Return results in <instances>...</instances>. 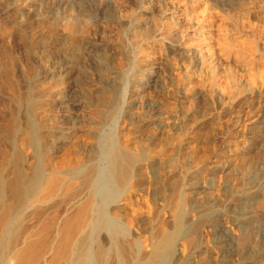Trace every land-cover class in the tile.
<instances>
[{
    "label": "rangeland",
    "instance_id": "1",
    "mask_svg": "<svg viewBox=\"0 0 264 264\" xmlns=\"http://www.w3.org/2000/svg\"><path fill=\"white\" fill-rule=\"evenodd\" d=\"M40 1H41V4H40ZM61 1L62 3H60ZM66 1L65 0H53L52 2V0H0V117H1L0 118V123H1L0 124V131H1L0 132V146H1L0 147L1 148L0 149V160L2 159L1 163H3V157L5 155L6 150L8 149L6 145L3 143H6L7 139H10V138L12 140L14 139L15 142L17 141L16 144L20 146L18 147L21 150L23 149L26 150V151L24 150L23 151L27 156L33 155V151L31 149L32 147L29 145V143H27L29 142V138H27L29 135L27 132H25L27 126L24 122L21 123L20 132L16 133L17 137L19 134L18 138H16V136L13 135L15 134L13 132L11 133L6 132L5 127H4L5 125L4 121H6L5 119L8 117L9 109H10V112L13 109L14 102L18 100L19 101L24 100L25 102L26 99H27L26 102L28 101L27 103L28 105H32V107H34L33 105H36L34 107L35 111L39 109L37 113L40 114L41 120L40 122H38V125H39L38 133H39L40 139L42 140L44 139L43 142L41 141V149H54L55 155L53 158V162H57L59 159H61L58 161V163H60V162H64L69 159H72V163H77V162L83 163L84 161L86 162L90 158H92L94 149H97L95 145L96 146L98 145V140H99V138H97V136L93 134L92 131L96 127V123L101 121L102 116L109 113L110 111V106L105 103V99L109 95L108 92L111 89V86L113 85L111 84L112 80L114 79L113 74L117 70H120V69L123 70L124 66L126 67V64H127L126 58L128 56L129 48H132V46L134 45V42H136V44L137 43L138 44L135 45V47L131 49L132 51L130 50L129 52H134V54L136 52L135 56H137L138 61L141 62L142 65L144 63L143 66H145L146 68L149 67L147 69H149L150 71H154L153 73L155 74L150 78L149 85L144 88H141V87L138 88L132 81H130L131 79L127 81L125 89L129 93H126V98H127L126 101L127 103L134 102L136 106L132 107L130 111H126L125 113H122L123 115L122 117L121 115L120 117H118L119 120L116 122L117 126L116 124H114L115 126L113 125L111 130L106 129L103 132L104 135L110 134V133L111 134L114 133V135L116 134L115 142L117 141L116 144L119 143L117 145L119 146V148L122 147L123 145V147L125 146L124 149H126V151L129 149L128 153H131V154H136L137 150L141 148L142 153L144 152L142 154L143 157L146 156L144 158L145 162L143 164V168L140 170L146 176L143 173L142 175L140 171L136 170L135 175H137L136 176L137 179L135 180L138 181L137 188L139 190L136 188L135 189L136 191L134 190L133 194H131L132 196L130 197L131 199L129 200V204L131 205L128 204L129 206H127V216L123 217V219L127 218V220L135 221L133 223L134 224L137 223L136 225L141 226V227L137 226L140 229L148 227L147 228V231L149 229L148 232L145 229H142L141 231H144V230L145 231L144 232L140 231V233L138 232V234H134V235L141 234L142 236H137V237L140 239L142 238L145 241L146 240L149 241L151 239V236H149V234H151L150 232L151 230L156 229L160 231L161 229L162 231H164L166 229L165 232L167 233L172 231L175 216H176V215L174 216V214L172 213H175L174 212L175 209L177 212L179 208L180 210L182 209L181 211L183 212V216L185 215L184 216L185 218H183V221L185 219L184 221L185 226H184V231L182 235L178 238V241H177L178 247H177L176 255L174 257L175 258L174 260H176L174 264H264V234L260 233L261 230H263L264 228V214H262V212L264 211V204H263L264 200H263V203L260 201L261 200L260 191L261 189L264 188V0H252V1L251 0H222V1L221 0H101V2H99L100 0H78V1L77 0H66ZM225 1L227 2L225 3ZM231 1L233 3H231ZM242 2L244 3V5ZM55 3H58L59 5ZM107 3L110 4V6ZM69 5L75 8L69 7ZM15 7H16V10H15ZM58 7H61V8H58ZM30 8L32 11L30 10ZM36 8L38 10H36ZM27 11L28 13H26ZM29 12L30 13L32 12V13L30 14ZM92 12H93V15H92ZM96 12L97 14H95ZM39 14L41 16H39ZM163 14H164V17L162 16ZM62 15L64 17H62ZM34 17L36 19H34ZM84 17H87V19ZM98 17L99 18L102 17V18L99 19ZM32 20H34V22ZM93 20H95V22ZM119 20H120V24H119ZM238 20L243 22L244 26L240 25L239 27V24H242V23L239 22ZM205 21L206 22L208 21L207 24ZM226 21L230 23L232 22V24L228 25V22ZM40 22H43V23H40ZM46 22H50L52 25ZM190 22L193 23L191 24L192 26L189 24ZM195 22L199 24L200 27H202V29H200L201 36H198V37L194 36V30L197 29ZM38 24L39 26H37ZM92 24L93 26H91ZM202 25L203 26L205 25V28L206 27L207 28L205 29ZM234 25L238 29H236ZM68 26L73 28L74 30V34H70L69 38H67L66 36V33H67L66 27ZM77 26H80V27H77ZM89 26L91 28H89ZM62 27H63V30H62ZM86 27L88 28V30ZM233 27L236 29V31L237 30L238 31L236 32ZM35 29H37V31ZM76 29L78 31L80 30V32L77 31L78 34L76 33ZM85 29L87 32L89 31V33H87L86 31L82 33ZM230 29L231 31L228 32ZM123 30L125 32H123ZM167 30L172 34V38L168 39L165 36V33L168 32ZM197 31H199V28ZM201 32L204 34L202 35ZM83 35L84 36L86 35V36L84 37ZM133 35H135V37H133ZM117 36H119V38ZM34 37H35V40H34ZM178 37L179 38L182 37V38L178 39ZM124 39L126 40L125 42H124ZM54 40L56 41V43ZM85 41L87 43H85ZM16 42L18 43L16 44ZM109 42H111V44ZM141 42L143 45L141 44ZM117 43L120 45H118ZM124 43L128 46H124ZM18 44L20 46H18ZM65 44L67 45L65 46ZM80 44L82 47H80ZM140 44H141V47L139 46ZM54 45H55V48H53ZM29 46L31 49L29 48ZM34 46H36L35 48L37 50L34 48ZM173 46H178V49L177 50L175 49L176 52L175 50H173ZM227 46H229L230 48ZM253 46H257V47H253ZM71 47H77L79 50L75 53L71 52L69 49ZM137 47L139 48L140 52L139 50H137ZM226 48L227 49L229 48L228 49L229 51ZM232 48L235 53L232 51ZM32 49H35V50H32ZM222 49L224 53H221ZM251 49H252V52L250 51ZM230 51H232L230 55H233V56H230V57L225 56V55H229L228 53ZM137 52L141 54H138ZM233 53L236 55H234ZM120 54L121 55L123 54L124 56H121ZM237 54L238 55L242 54L240 58L241 59L244 58L247 60H243L242 62L241 59H237ZM63 55H65L64 58L67 60L63 58ZM119 55H120V58H119L120 60L118 59ZM210 56H212L211 59H210ZM235 56H236L237 61L239 60L238 62L234 61L236 60ZM73 57H75V59ZM85 57H86V60H85ZM121 57L124 58L123 61ZM202 57L203 59H201ZM226 57L229 60H226L225 59ZM249 57L251 58V60ZM102 59L105 61H102ZM140 60H143V61H140ZM94 61H96V63ZM113 61H116V63ZM117 61L122 64L120 65ZM191 61L193 63H191ZM220 61H221V64H220ZM73 62L77 66L73 64ZM228 62L229 63L231 62V63L228 64ZM39 63L41 64V66ZM82 63H85L84 66H81L83 65ZM237 63L238 65H236ZM94 64L96 66L93 67ZM210 64H212L211 66L216 65V67L215 66L211 67ZM109 65H112V66H109ZM252 65L253 66L255 65V66L252 67ZM119 66H121V68ZM245 66L247 68H245ZM96 68H99V70L95 71ZM113 69L115 70L113 71ZM105 73L109 77H107ZM35 74H37V76ZM78 75L79 76L83 75V76L79 77ZM243 75L244 77H242ZM229 76H230V79H229ZM248 77L249 79H246ZM98 78H101V79H98ZM240 78L241 79L244 78V80L241 81ZM105 80L108 83H106ZM118 82L122 83V81L120 80H118ZM198 82L199 83L202 82V83L199 85ZM58 83L60 84L57 85ZM119 83L118 85L115 84V88L113 90L120 87ZM227 83L229 84V87ZM238 83L239 85H237ZM244 83H245V86H244ZM249 83H251L250 85L252 87H250ZM103 84L105 86H102ZM14 85L20 88L19 89L20 93L16 94V92L13 91L14 89L15 90L18 89V87L16 86H15L16 88H14ZM226 85L227 87L225 88ZM232 85L235 87H233ZM6 86L9 87L10 89L9 92L11 94L13 91L14 95L9 94L8 87ZM55 86H57V88ZM196 86H200L199 89H197V91H196V88L198 87ZM221 86L224 87L225 89L221 88ZM237 86H240V87H237ZM242 86H244V88ZM58 87H59V91H58ZM248 87L250 88V90L251 88H253V90L255 91V94L253 93V90L247 91ZM34 89L35 91H33ZM52 89H54L55 92L52 91ZM207 89L209 91L215 92L213 97L210 98V95ZM226 89L228 92L226 91ZM87 90L89 91V94H87L88 93ZM103 90H106V91H103ZM233 90H234V93H233ZM19 91L17 90V92ZM26 91L27 93H25ZM79 91L81 92V94L83 93L82 98H81L82 95L80 94ZM39 92H43V93H40V94H43V96L39 94V96L41 97H39V99H36V97L38 98L37 94ZM195 93L196 94L198 93V94L196 95ZM26 94L28 96H26ZM104 94L106 95L105 97H104ZM199 94H200V97H199ZM21 95L23 96L21 97ZM74 95L76 97L78 96L77 98L75 97L77 100L73 97ZM11 96H13L15 100L14 98L12 99ZM50 96L52 97V99ZM142 96H145V97H142ZM28 97L30 98V100L33 99L32 103L31 101H29ZM136 97L137 98L139 97V99L141 97L142 98L141 100H138V99H135ZM58 98L60 99L58 100ZM61 100H63V102ZM22 101L21 103H23ZM33 101L35 102L33 103ZM148 101L150 102V104ZM157 101H160L161 103ZM219 102L222 104H220ZM25 103L22 105L25 106ZM158 103L160 104V106L158 105ZM247 103L249 104L248 106H247ZM77 104L79 105V107H75V105ZM151 104H152V107H151ZM6 105L8 106L7 108H5ZM47 106H48V109H47ZM95 106H98V109ZM137 106H139L141 110L137 109L138 108ZM205 106L207 107V109ZM3 109L4 110L8 109V110L7 112H5L6 110L4 111ZM137 110L139 112H137ZM166 110H167V118H165L166 113H164L166 112ZM174 110L176 111L174 112ZM187 111H190V112L188 113ZM252 111H254V113ZM176 112L179 117L177 116ZM43 114L44 115L46 114V115L44 116ZM138 116L139 117L142 116V117L138 118ZM184 116L187 119H185ZM170 117L171 118L173 117V118L171 119ZM98 118H99V121H98ZM161 118L163 119L161 120ZM193 118L195 119V121ZM146 119H149V120H146ZM55 120H56V123L54 122ZM140 121L142 122L144 121V122L140 123ZM251 121L252 123H250ZM47 122H48L47 125L44 124ZM78 123L80 125H78ZM81 124L83 126H81ZM154 126H155V129H154ZM165 126H167V128ZM256 126L257 128H255ZM79 127H80V130L83 129V131L87 132V134L77 129ZM150 128L152 132H150L151 131ZM156 129L157 130L159 129V130L157 131ZM162 129L164 131L166 130L167 132L168 131L169 132L166 133L165 131L166 133L165 134L164 131H162ZM119 130L123 131L124 133ZM128 130H130L132 133H130V131ZM133 130L135 131L133 132ZM22 131H24V133ZM117 131L118 133H116ZM243 131H245V133ZM4 133H7L9 135H6ZM133 133L136 135H134ZM153 133H155L156 135ZM170 133H173V134H170ZM3 135L6 137H4ZM12 135L14 136L13 138H12ZM91 135L96 136V137L93 136L94 140H93V137H91ZM117 135L120 137H118ZM170 135L171 137L172 136L173 137L171 138ZM255 135L256 136L260 135V136L256 137ZM136 136H139V137L137 138ZM163 136H165L166 139L165 137L163 138ZM146 137L148 138L146 139ZM117 139L119 141L120 139H123V140L119 142ZM83 141H85L86 143ZM88 141L90 142L89 144H88ZM125 141L126 142L130 141V142L126 143ZM176 141L178 144L176 143ZM81 142L83 144H81ZM158 142H160L161 145L158 144ZM162 142L165 146H163ZM23 143L26 144V147L24 145V148L22 147ZM48 143H52V145L51 144L49 145ZM167 143L169 145H167ZM157 144L158 146L156 147ZM130 145L133 146L131 147L134 149V151L130 152V149H131ZM258 145H259V148L257 147ZM134 146L137 149L134 148ZM175 146H176V150L177 151L180 150V151L176 152L174 150ZM18 147H17V150H18ZM123 147L120 149H123ZM172 147L174 149H172ZM27 148L29 151L31 150L32 154L27 153L28 152ZM89 148H91L90 149L91 151L89 150ZM141 149L138 151V153H141L140 152ZM150 150H152V152H150ZM18 151L20 152V150ZM23 151H21L20 153L25 155ZM146 152H149L150 155H147ZM151 153L153 154V157H151ZM256 153L258 154V156L255 155ZM148 157L149 159L151 158L152 160L151 159L149 160ZM149 161H151V164ZM203 161L205 162L206 165L204 164ZM161 162L163 164H161ZM1 163H0V169L2 166ZM197 163L199 165H197ZM156 166L157 167L159 166L160 169L158 168V170H156L157 169ZM152 167L154 168V171ZM236 167L238 168V170ZM196 168L198 169L195 171ZM248 168L249 170H247ZM144 170L145 172L148 170L147 173H145ZM157 171H158V174H155L157 173ZM247 171H249L248 174H247ZM139 173L141 177L140 175H138ZM249 174H250V177H249ZM244 175L247 177H245ZM255 175H257L256 178H255ZM142 176L147 177V178H145L144 180ZM168 177L170 181L168 180ZM150 179L151 180L153 179V180L149 183ZM152 182H153V185H152ZM145 183L146 184L149 183V184L145 185ZM163 183L165 184V186ZM166 184L167 185L169 184V185L166 186ZM162 185L164 187H162ZM239 185H242V187H240ZM153 186L156 188H154ZM148 187L152 188L151 192L150 190L149 191L147 190V189H150ZM237 188L238 189L240 188L239 192ZM153 189H156V190H153ZM177 189L178 191L180 189V191L182 190L183 192V195L181 192H179L181 193V200H179L180 195H178V191H176ZM164 190H167L166 193ZM153 191H154V194H153ZM159 191L161 193L163 191L164 194L163 193L161 194ZM174 192L175 193L177 192L176 193L177 195L174 196ZM236 193H238L239 195L238 194L236 195ZM232 194L234 195L232 196ZM169 195H171L170 196L171 198L169 197ZM172 195L175 197V200H177L178 198L179 201L177 200V202L180 206L177 204V202H176V208L174 207L175 205L174 206L171 205L175 203L174 197ZM239 196H241V198ZM242 196L244 199L242 198ZM248 197L255 198V199L251 201L245 200ZM168 198H170L171 200ZM242 199L245 202H243ZM236 201L238 203H236ZM159 203L162 204V206ZM259 203H261V206ZM157 204H158V208H160L161 210L163 209L162 211L159 209L161 212L157 211L158 210ZM181 204H182V208H181ZM153 205L154 207H152ZM163 205H164V208H163ZM177 205H178V208H177ZM166 207L168 209H166ZM245 207H246L245 209L246 211L243 209ZM149 209H151L150 210V212L152 211L151 213L149 212ZM170 209H173V210H170ZM153 210L157 211L158 214L157 212L155 213V211ZM170 211H173V212H170ZM150 214L151 215L153 214L152 215L153 217H151ZM155 214L157 217L159 215L160 219L158 218V220H156L157 217L155 216ZM167 215H170V216H167ZM241 215L243 217H240ZM161 216L164 218H161ZM244 216L246 217L249 216V218L247 219ZM252 217L254 218L252 219ZM152 218H155L154 221H157V222H154ZM145 219H147V222L142 221ZM161 219L162 220L164 219L162 222L163 224L160 222ZM171 220L173 222H171ZM236 220H243V222L239 223V222H236ZM151 221H152V224H150ZM124 222H126V219H124ZM153 222L156 224H154ZM237 223H239V225ZM160 224H162L163 227H161ZM136 225H134L135 228H136ZM177 258L180 260H178Z\"/></svg>",
    "mask_w": 264,
    "mask_h": 264
},
{
    "label": "bare ground",
    "instance_id": "2",
    "mask_svg": "<svg viewBox=\"0 0 264 264\" xmlns=\"http://www.w3.org/2000/svg\"><path fill=\"white\" fill-rule=\"evenodd\" d=\"M66 1V0H65ZM78 1V0H77ZM222 1V0H221ZM220 1V2H221ZM252 1V0H251ZM4 2V1H3ZM53 2V0H52ZM56 2V1H55ZM67 2V1H66ZM69 2V1H68ZM101 2V0L99 1ZM227 1H225L226 3ZM62 3V1L60 2ZM78 3V2H77ZM81 3V2H80ZM223 3V2H222ZM230 3V2H229ZM231 3H233L231 1ZM243 3V2H242ZM40 4H41V1H40ZM55 4H58V3H55ZM84 4V3H83ZM98 4V3H97ZM108 4V3H107ZM239 4V3H238ZM241 4V2H240ZM251 4V3H250ZM7 5V4H6ZM14 5V4H13ZM30 5V4H29ZM47 5V4H46ZM53 5V4H52ZM51 5V7H52ZM59 5V4H58ZM67 5V3H66ZM74 5V4H73ZM94 5V4H93ZM103 5V4H101ZM110 6V4H108ZM232 5V4H230ZM244 5V3H243ZM241 5V6H243ZM19 6V5H18ZM57 6V5H56ZM108 6V7H109ZM224 6V5H223ZM239 6V5H238ZM237 6V8H238ZM23 7V6H22ZM41 7V5H40ZM44 7V6H43ZM62 7V5H61ZM61 7H58V8H61ZM67 7V6H66ZM69 7H72L69 5ZM68 7V8H69ZM98 7V6H97ZM107 7V6H106ZM226 7V6H225ZM229 7V6H228ZM47 8V6H46ZM64 8V7H63ZM72 8H75V7H72ZM71 8V9H72ZM85 8V7H84ZM242 8V7H240ZM239 8V9H240ZM245 8V7H243ZM248 8V7H247ZM246 8V9H247ZM14 9V7H13ZM19 9V7H18ZM33 9V8H32ZM51 9V8H49ZM53 9V8H52ZM65 9V8H64ZM63 9V10H64ZM70 9V8H69ZM87 9V8H86ZM98 9V8H97ZM102 9V8H100ZM15 10H16V7H15ZM31 10V8H30ZM35 10V9H34ZM36 10H38L36 8ZM57 10V9H56ZM55 10V11H56ZM80 10V9H79ZM78 10V11H79ZM105 10V9H104ZM118 10V9H117ZM116 10V11H117ZM120 10V9H119ZM142 10V9H141ZM32 11V10H31ZM60 11V10H59ZM68 11V10H67ZM73 11V10H72ZM100 11V10H99ZM21 12V11H20ZM40 12V11H39ZM53 12V11H52ZM98 12V11H97ZM97 12L95 14H97ZM103 12V11H102ZM25 13V12H24ZM28 13V11L26 12ZM30 13V12H29ZM32 13V12H31ZM30 13V14H31ZM48 13V12H46ZM58 13V11H57ZM119 13V12H118ZM21 14V13H20ZM84 14V13H83ZM99 14V13H98ZM122 14V13H120ZM29 15V14H28ZM36 15V14H35ZM92 15H93V12H92ZM223 15V14H222ZM39 16H41L39 14ZM57 16V15H56ZM55 16V17H56ZM96 16V15H95ZM94 16V17H95ZM164 17V14L162 15ZM212 16V15H210ZM224 16V15H223ZM226 16V15H225ZM26 17V15H25ZM36 17V16H35ZM34 17V19H36ZM62 17H64L62 15ZM80 17V16H79ZM83 17V16H82ZM89 17V16H88ZM93 17V19H94ZM204 17V16H203ZM221 17V15H220ZM47 18V17H46ZM72 18V17H70ZM81 18V17H80ZM79 18V19H80ZM87 19V17H84ZM99 18V17H98ZM102 18V17H101ZM99 18V19H101ZM118 18V17H117ZM198 18V17H196ZM202 18V17H200ZM205 18V17H204ZM209 18V17H207ZM223 18V17H222ZM228 18V17H226ZM44 19V18H43ZM48 19V18H47ZM60 19V18H59ZM69 19V18H68ZM67 19V20H68ZM78 19V18H77ZM91 19V18H90ZM96 19V18H95ZM98 19V21H99ZM122 19V18H121ZM120 19V20H121ZM195 19V18H194ZM235 19V18H234ZM27 20V19H26ZM38 20V19H37ZM49 20V19H48ZM47 20V21H48ZM85 20V19H84ZM120 20H119V24H120ZM196 20V19H195ZM202 20V19H201ZM233 20V18H232ZM34 22V20H32ZM36 21V20H35ZM50 21V20H49ZM60 21V20H59ZM95 22V20H93ZM102 21V20H101ZM107 21V20H106ZM117 21V20H116ZM200 21V20H199ZM203 21V20H202ZM211 21V20H210ZM209 21V23H210ZM229 21V19H228ZM226 21V22H228ZM237 21V19H236ZM239 22H241L240 20H238ZM39 22V21H38ZM57 22V21H56ZM91 22V21H90ZM206 22V21H205ZM208 22V21H207ZM206 22V24H207ZM29 23V22H27ZM31 23V22H30ZM40 23H43V22H40ZM46 23H50V22H46ZM59 23V22H58ZM63 23V22H62ZM65 23V22H64ZM80 23V22H79ZM98 23V22H97ZM124 23V22H123ZM196 23V22H195ZM199 23V22H198ZM242 24H239V27L240 25L244 26L243 22H241ZM51 24V23H50ZM55 24V23H54ZM53 24V25H54ZM57 24V23H56ZM91 24V23H90ZM94 24V23H93ZM93 24L91 26H93ZM102 24V23H101ZM114 24V23H113ZM125 24V23H124ZM129 24V23H127ZM126 24V25H127ZM190 25L193 24L192 22L189 23ZM202 24V22H201ZM205 24V23H204ZM205 24V25H206ZM229 24H232V22H228V25ZM34 25V24H33ZM43 25V24H42ZM52 25V24H51ZM49 25V26H51ZM60 25V24H58ZM62 25V24H61ZM71 25V23H70ZM73 25V24H72ZM96 25V24H95ZM98 25V24H97ZM116 25V24H115ZM114 25V27H115ZM197 26V29L194 30V36H201L200 34V29H202V27H200L199 24H195ZM193 25V26H195ZM205 25L203 26L205 28ZM20 26V25H19ZM22 26V24H21ZM32 26V24H31ZM39 26V24L37 25ZM57 26V25H56ZM64 26V25H63ZM67 26V25H66ZM85 26V25H84ZM100 26V25H99ZM117 26V25H116ZM120 26V25H118ZM169 26V25H168ZM192 26V25H191ZM238 26V24H237ZM36 27V26H35ZM53 27V26H52ZM77 27H80V26H77ZM88 27V26H87ZM86 27V28H87ZM128 27V26H127ZM171 27V26H170ZM230 27V26H229ZM235 27V25H234ZM233 27V28H234ZM27 28V27H26ZM34 28V27H33ZM67 28V33H66V36L67 38L70 37V34H74V30L73 28L71 27H66ZM89 28H91L89 26ZM94 28V27H93ZM121 28V27H120ZM119 28V29H120ZM169 28V27H168ZM172 28V27H171ZM190 28V27H189ZM192 28V27H191ZM199 28V31H197ZM203 28V29H204ZM207 28V27H206ZM205 28V29H206ZM232 28V30H233ZM236 28V27H235ZM234 28V29H235ZM13 29V28H12ZM38 29V28H37ZM37 29H35L37 31ZM58 29V28H57ZM75 29V28H74ZM82 29V28H81ZM84 29V27H83ZM130 29V27H129ZM238 29V28H236ZM235 29V31H236ZM33 30V29H32ZM62 30H63V27H62ZM88 30V28H87ZM90 30V29H89ZM95 30V29H94ZM121 30V29H120ZM132 30V29H131ZM130 30V31H131ZM138 30V29H136ZM28 31V30H27ZM30 31V30H29ZM52 31V30H51ZM78 30L76 29V33L78 34V32H80V30L77 32ZM86 31V29L82 32L84 33ZM168 31V30H167ZM228 31V30H227ZM231 29L228 31L230 32ZM238 31V30H237ZM236 31V32H237ZM40 32V31H39ZM44 32V31H43ZM58 32V30H57ZM66 32V31H65ZM87 32V31H86ZM123 32H125L123 30ZM122 32V33H123ZM127 32V31H126ZM203 32V31H202ZM201 32V33H202ZM13 33V32H11ZM38 33V32H37ZM80 33V34H82ZM89 33V31L87 32ZM142 33V32H141ZM140 33V34H141ZM32 34V33H30ZM35 34V32H34ZM40 34V33H39ZM76 34V35H77ZM133 34V33H132ZM135 34V33H134ZM139 34V33H138ZM174 34V33H173ZM200 34V35H199ZM204 33H202L203 35ZM14 35V34H13ZM12 35V36H13ZM23 35V34H22ZM28 35V34H27ZM62 35V34H61ZM88 35V34H86ZM85 35V36H86ZM36 36V34H35ZM48 36V34H47ZM51 36V35H50ZM81 36V35H80ZM84 36V35H83ZM82 36V37H83ZM84 36V37H85ZM94 36V35H93ZM126 36V35H125ZM124 36V37H125ZM128 36V34H127ZM164 36V35H163ZM165 36L169 39V38H172V34L168 31L167 33H165ZM38 37V36H37ZM73 37V36H71ZM79 37V36H78ZM83 37V38H84ZM119 38V36H117ZM133 37H135V35H133ZM147 37V36H146ZM161 37V36H160ZM159 37V39H160ZM20 38V37H19ZM31 38V37H30ZM48 38V37H47ZM76 38V37H74ZM81 38V39H83ZM88 38V37H87ZM123 38V37H122ZM138 38V37H137ZM141 38V37H140ZM143 38V37H142ZM176 38V37H175ZM182 38V37H180ZM178 37V39H180ZM27 39V38H26ZM49 39V38H48ZM56 39V38H55ZM58 39V38H57ZM130 39V38H129ZM31 40V39H30ZM34 40H35V37H34ZM51 40V38H50ZM78 40V39H77ZM123 40V39H122ZM141 40V39H139ZM143 40V39H142ZM145 40V39H144ZM155 40V39H154ZM196 40V39H195ZM17 41V40H16ZM55 41V40H54ZM66 41V40H65ZM118 41V40H117ZM126 40L124 39V42ZM156 41V40H155ZM180 41V40H179ZM15 42V41H13ZM31 42V41H30ZM50 42V41H49ZM197 42V41H196ZM18 42H16L17 44ZM42 43V42H41ZM52 43V42H51ZM50 43V44H51ZM56 43V41H55ZM85 43H87L85 41ZM111 44V42H109ZM129 43V42H128ZM145 43V42H144ZM198 43V42H197ZM49 44V46H50ZM68 44V43H67ZM65 44V46L67 45ZM82 44V43H81ZM80 44V47H82ZM118 44V43H117ZM138 44V43H137ZM136 42H134V45L132 46L135 47V45H137ZM142 44V42H141ZM141 44L139 45L141 47ZM59 45V44H58ZM70 45V44H69ZM85 45V44H84ZM115 45V44H114ZM120 45V44H118ZM123 45V43H122ZM143 45V44H142ZM18 46H20L18 44ZM39 46V44H38ZM61 46V45H60ZM59 46V47H60ZM64 46V45H63ZM79 46V45H78ZM124 46H128L124 43ZM138 46V47H139ZM171 46V45H170ZM32 47V45H31ZM36 46H34L35 48ZM84 47V46H83ZM91 47V46H90ZM137 47V50H139V48ZM181 47V46H180ZM201 47V46H200ZM229 47V46H227ZM253 47H257V46H253ZM16 48V47H15ZM30 48V46H29ZM55 48V45L54 47ZM57 48V47H56ZM85 48V47H84ZM89 48V47H88ZM115 48V47H113ZM120 48V47H119ZM128 48V47H127ZM132 48H129V51L132 49ZM144 48V47H143ZM142 48V49H143ZM223 48V47H222ZM230 48V47H229ZM228 48V49H229ZM20 49V48H19ZM31 49V48H30ZM36 49V48H35ZM35 49H32V50H35ZM58 49V48H57ZM71 52H77L79 49L77 47H71L69 48ZM83 49V48H82ZM86 49V48H85ZM177 50L178 49V46H173V50ZM227 49V48H226ZM224 49V50H226ZM227 49V50H228ZM37 50V49H36ZM46 50V49H45ZM56 50V49H55ZM87 50V49H86ZM85 50V51H86ZM123 50V49H122ZM125 50V49H124ZM134 50V49H133ZM175 50V52H176ZM186 50V49H185ZM202 50V49H201ZM243 50V49H242ZM241 50V51H242ZM247 50V49H246ZM40 51V50H39ZM47 51V50H46ZM50 51V50H49ZM52 51V50H51ZM107 51V50H106ZM118 51V49H117ZM126 51V50H125ZM128 51V56H127V64H126V67L124 66V69H120V70H117L114 72V79L112 80L111 84H113L111 86V89L109 90V95L107 96V98L105 99V103L108 104L110 106V111L109 113L105 114L104 116H102V119L100 122L96 123V127L93 129V134H95L97 136V138H99L98 140V145L95 147L97 149H94V152H93V156L92 158H90L88 161H84L83 163L81 162H77V163H72V159H69L67 161H64V162H60L58 163L59 159L57 162H53V158H54V155H55V151L54 149H41V141L43 142L42 139H40L39 137V133H38V129H39V125H38V122H40L41 120V117H40V114L37 113V111L39 109H37L36 111L34 110L35 106L36 105H33L34 107H32V105H28V101L24 102V100L21 101L23 103H21V101H15L14 102V106H13V109L11 110L10 112V107L8 108L9 111H8V117L5 119L6 121H4L5 125V131L8 132V133H15L13 135L16 136V138L19 137V134H18V137H17V134L18 132H20L21 130V123L24 122L27 126L26 128V131L28 133V137L29 138V145L32 147H30L33 151V155L30 156V155H26L24 153V145L26 147V144L23 143V150H21L19 147V145H17V141L15 142V140L13 139H7L6 143H3L6 145V152H5V155L3 157V163H1L2 159L0 160V163L2 164L1 166V169H0V264H174L176 262V260H174L175 258V255H176V251H177V241H178V238L182 235L183 231H184V221H183V218H185L183 216V212L178 208V198L177 200H175V195H177L175 192H174V204H171V205H175L174 207L176 208V202H177V212H176V209H175V213H172L174 214L175 216V220H174V225H173V229L171 232H165L162 231L160 229V231L158 230H151V234H149V236H151V239L148 241V240H142L140 238H138L137 236H142L141 234L140 235H134V234H138V232L140 233V231L142 229H145L147 231V228H138V227H141L139 225H136L134 224L133 222L135 221H131V220H127V218H124L126 219V222H124V219L123 217L127 216V206L131 205L129 204V200L131 199L130 197L132 196L131 194H133V191L137 188V184H138V181L135 180L137 179V175H135L136 173V170L137 171H140L142 168H143V164H144V158L146 156L143 157V153H142V149H141V153H138V151L140 150H137V153L136 154H131V153H128V150L126 151L125 146L123 147V149H120L122 147L119 148V146H117L118 144H116L115 142V139H116V134L114 135L113 134H106L104 135V131L106 129H112V126L114 124H116L117 126V121L119 120L118 117H121L123 116L122 113H125L126 111H130L132 107L136 106V104L134 102H131L132 103H127L126 101V93H129L126 91V84H127V81L129 79H131L130 81H132L138 88H144V87H147L149 85V80L150 78L155 74L153 73L154 71H150L149 67H145L142 65L141 62L138 61V58L137 56H135L134 52H129ZM132 51V50H131ZM229 51V50H228ZM232 51H233V48H232ZM230 51L228 54L229 55H225V56H233V55H230L231 52ZM240 51V50H239ZM244 51V50H243ZM252 52V49L250 50ZM48 52V51H47ZM55 52V51H53ZM87 52V51H86ZM92 52V51H90ZM105 52V51H104ZM103 52V53H104ZM122 52V51H121ZM124 52V51H123ZM140 52V50H139ZM181 52V51H180ZM234 52V51H233ZM248 52V51H247ZM246 52V53H247ZM25 53V52H24ZM37 53V52H36ZM58 53V51H57ZM67 53V51H66ZM80 53V52H79ZM78 53V54H79ZM96 53V52H95ZM110 53V52H109ZM120 53V52H119ZM138 53V52H137ZM184 53V52H183ZM221 53H224L223 52V49H222V52ZM235 53V52H234ZM233 53V54H234ZM240 53V52H239ZM244 53V52H243ZM242 53V54H243ZM35 54V53H34ZM47 54V53H46ZM60 54V53H59ZM64 54V53H63ZM71 54V53H70ZM68 54V55H70ZM89 54V53H88ZM114 54V53H113ZM127 54V53H126ZM138 54H141V53H138ZM137 54V55H138ZM226 54V53H225ZM241 54V55H242ZM61 55V54H60ZM80 55V54H79ZM97 55V54H96ZM101 55V54H100ZM121 55V54H120ZM120 55L118 56V59L120 58ZM180 55V53H179ZM186 55V54H185ZM236 55V54H234ZM240 54L238 55L237 54V59H241ZM35 56V55H34ZM65 55H63V58H64ZM92 56V55H91ZM106 56V54H105ZM109 56V55H107ZM114 56V55H112ZM121 56H124L123 54ZM239 56V58H238ZM247 56V55H245ZM250 56V55H249ZM84 57V56H83ZM140 57V56H138ZM185 57V56H184ZM243 57V56H242ZM35 58V57H34ZM72 58V57H71ZM75 59V57H73ZM94 58V57H93ZM116 58V57H114ZM122 58V57H121ZM212 58V56H210V59ZM248 58V57H247ZM250 58V57H249ZM65 59V58H64ZM78 59V57H77ZM113 59V57H112ZM125 59V60H126ZM203 59V57L201 58ZM226 60H229L227 59V57L225 58ZM232 59V58H231ZM235 59H236V56H235ZM236 60V62H238ZM67 60V59H65ZM73 60V59H72ZM85 60H86V57H85ZM89 60V59H88ZM95 60V59H94ZM97 60V59H96ZM115 60V59H114ZM120 60V59H119ZM124 60V58H122V61ZM205 60V59H204ZM203 60V61H204ZM242 62L243 60H247V59H244L242 58L241 59ZM251 60V58H250ZM253 60V59H252ZM39 61V60H38ZM37 61V62H38ZM42 61V60H41ZM91 61V60H90ZM102 61H105L102 59ZM101 61V62H102ZM110 61V60H109ZM121 61V62H122ZM140 61H143V60H140ZM254 61V60H253ZM96 63V61H94ZM98 62V61H97ZM108 62V61H106ZM116 63V61H113ZM118 62V61H117ZM219 62V61H218ZM225 62V61H224ZM227 62V61H226ZM235 62V63H236ZM69 63V62H68ZM111 63V62H110ZM119 63V62H118ZM117 63V64H118ZM191 63H193L191 61ZM202 63V62H201ZM209 63V62H208ZM211 63V62H210ZM231 63V62H230ZM228 62V64H230ZM250 63V62H248ZM254 63V62H253ZM40 64V63H39ZM44 64V63H43ZM67 64V63H66ZM72 64V63H71ZM73 64H75L73 62ZM83 65L81 66H84L85 63H82ZM93 64V63H92ZM91 64V66H92ZM102 64V63H100ZM104 64V63H103ZM120 65L122 63H119ZM124 64V63H123ZM151 64V63H150ZM207 64V62H206ZM220 64H221V61H220ZM223 64V63H222ZM76 65V64H75ZM74 65V66H75ZM106 65V64H105ZM205 65V64H204ZM212 64H210L211 66ZM238 65V63L236 64ZM242 65V64H241ZM41 66V64H40ZM70 66V64H69ZM77 66V65H76ZM96 66L95 64L93 65V67ZM103 66V65H101ZM100 66V68H101ZM109 66H112V65H109ZM115 66V65H114ZM190 66V65H189ZM216 67V65H213ZM211 66V67H213ZM244 66V64H243ZM255 66V65H254ZM252 65V67H254ZM45 67V65H44ZM47 67V66H46ZM80 67V66H79ZM92 67V68H93ZM116 67V66H115ZM121 68V66H119ZM123 67V65H122ZM152 67V66H151ZM214 67V68H215ZM240 67V66H239ZM250 67V68H252ZM81 68V67H80ZM79 68V69H80ZM114 68V67H113ZM244 68V67H242ZM245 68H247L245 66ZM249 68V70H250ZM63 69V68H62ZM78 69V68H77ZM84 69V68H83ZM82 69V70H83ZM104 69V68H103ZM108 69V68H107ZM116 69V68H115ZM113 69V71L115 70ZM152 69V68H151ZM211 69V68H210ZM254 69V68H253ZM43 70V69H42ZM70 70V69H69ZM96 70H99V68H96ZM214 70V69H213ZM244 70V69H242ZM247 70V69H246ZM41 71V70H40ZM49 71V70H48ZM51 71V70H50ZM71 71V70H70ZM94 71V72H95ZM254 71V70H253ZM103 72V71H102ZM243 72V71H242ZM248 72V71H247ZM20 73V72H19ZM38 73V72H37ZM44 73V72H43ZM46 73V72H45ZM104 73V72H103ZM212 73V71H211ZM251 73V72H250ZM34 74V73H33ZM39 74V73H38ZM75 74V73H74ZM73 74V75H74ZM80 74V73H79ZM37 76V74H35ZM44 75V74H42ZM71 75V74H70ZM85 75V74H84ZM106 75V73H105ZM159 75V74H158ZM212 75V74H210ZM246 75V74H245ZM46 76V75H45ZM77 76V75H76ZM79 76V75H78ZM81 76V75H80ZM79 76V77H80ZM83 76V75H82ZM81 76V77H82ZM86 76V75H85ZM101 76V75H99ZM104 76V75H103ZM107 76V75H106ZM111 76V75H110ZM236 76V75H235ZM249 76V75H248ZM20 77V76H19ZM98 77V76H97ZM109 77V76H107ZM112 77V76H111ZM157 77V76H156ZM200 77V76H199ZM212 77V76H211ZM244 77V75L242 76ZM250 77V76H249ZM246 78V79H249ZM44 78V77H43ZM42 78V79H43ZM72 78V77H71ZM86 78V77H85ZM105 78V77H104ZM147 78V79H146ZM75 79V78H74ZM73 79V80H74ZM98 79H101V78H98ZM108 79V78H107ZM111 79V78H110ZM229 79H230V76H229ZM41 80V79H40ZM59 80V79H58ZM72 80V81H73ZM82 80V79H81ZM87 80V79H85ZM118 80L122 81V83H119ZM148 80V81H147ZM217 80V79H216ZM235 80V79H234ZM241 81L244 80L240 78ZM84 81V80H83ZM82 81V82H83ZM89 81V80H88ZM100 81V80H98ZM108 81V80H107ZM129 81V82H130ZM152 81V80H151ZM239 81V80H238ZM43 82V81H42ZM79 82V81H78ZM86 82V81H85ZM90 82V81H89ZM106 82V80H105ZM159 82V81H158ZM249 82V81H248ZM70 83V82H69ZM68 83V84H69ZM102 83V82H101ZM108 83V82H106ZM120 85V87L116 88L115 90H113L115 88V84ZM199 83V82H198ZM197 83V84H198ZM202 82L199 83V85L201 84ZM218 83V82H217ZM233 83V82H232ZM44 84V83H43ZM60 83H58L57 85H59ZM66 84V83H65ZM110 84V85H111ZM196 84V83H195ZM194 84V85H195ZM228 84V83H227ZM243 84V83H242ZM248 84V83H247ZM251 83H249L250 85ZM6 85V84H5ZM11 85V84H10ZM64 85V84H63ZM109 85V86H110ZM116 85V87H117ZM155 85V84H154ZM191 85V84H190ZM221 85V84H220ZM239 85V83L237 84ZM248 85V86H249ZM14 85V88L18 87ZM61 86V85H60ZM102 86H105L104 84ZM163 86V85H162ZM160 86V87H162ZM193 86V85H192ZM233 86V85H232ZM244 86H245V83H244ZM244 86H242L244 88ZM8 87V86H6ZM57 88V86H55ZM95 87V86H94ZM156 87V86H155ZM198 88H196V91L197 89H199L200 86H196ZM227 87V85L225 86V88ZM228 87H229V84H228ZM235 87V86H233ZM237 87H240V86H237ZM241 87V88H242ZM247 87V86H246ZM250 87H252L250 85ZM49 88V87H48ZM106 88V87H105ZM221 88H224L221 86ZM224 88V89H225ZM19 87L18 89H14L13 91L16 92V94L20 93L19 91ZM61 89V88H60ZM65 89V88H64ZM70 89V88H69ZM101 89V88H100ZM135 89V88H134ZM17 90L19 92H17ZM24 90V89H23ZM38 90V89H37ZM40 90V89H39ZM68 90V89H67ZM74 90V89H73ZM206 90V89H205ZM208 90V89H207ZM247 90V89H246ZM250 88L248 87V90L249 91ZM253 88H251L250 91H252ZM10 91L9 87H8V92ZM13 91H12V94H13ZM35 91V89L33 90ZM52 91H54V89H52ZM57 91V89H56ZM58 91H59V87H58ZM64 91V90H63ZM88 91V90H87ZM103 91H106V90H103ZM154 91V90H153ZM225 91V90H224ZM227 91V89H226ZM243 91V90H241ZM24 92V91H23ZM44 92V91H43ZM43 92H39L37 95H38V98L36 97V99H39V94L40 93H43ZM47 92V91H46ZM51 92V91H50ZM49 92V93H50ZM55 92V91H54ZM53 92V93H54ZM75 92V91H73ZM72 92V93H73ZM80 92V91H79ZM140 92V91H139ZM149 92V91H148ZM207 92V91H206ZM209 95H210V98L213 97V95L215 94L214 91H209ZM217 92V91H216ZM228 92V91H227ZM27 93V91L25 92ZM233 93H234V90H233ZM240 93V92H239ZM252 93V92H251ZM253 93L255 94V91L253 90ZM261 93V92H260ZM9 94H11L9 92ZM11 94V95H12ZM22 94V93H21ZM77 94V93H76ZM75 94V95H76ZM81 94V92H80ZM83 94V93H82ZM81 94V95H82ZM85 94V93H84ZM89 94V91L88 93ZM92 94V93H91ZM95 94V93H94ZM101 94V93H100ZM99 94V95H100ZM196 94V93H195ZM198 94V93H197ZM196 94V95H197ZM218 94V93H217ZM8 95V94H7ZM14 95V94H13ZM33 95V94H32ZM31 95V97H32ZM43 96V94H40ZM45 95V93H44ZM54 95V94H53ZM60 95V94H59ZM58 95V96H59ZM62 95V94H61ZM72 95V94H71ZM73 96L74 98L76 96ZM80 95V96H81ZM145 95V94H143ZM238 95V94H237ZM249 95V94H248ZM259 95V93H258ZM23 95H21L22 97ZM26 96H28L26 94ZM67 96V95H66ZM95 96V95H94ZM97 96V95H96ZM106 95L104 94V97ZM223 96V95H221ZM251 96V95H250ZM12 99L14 98L13 96H11ZM47 97V96H46ZM51 97V96H50ZM56 97V96H55ZM78 97V96H77ZM76 97V98H77ZM83 97V95L81 96V98ZM85 97V95H84ZM87 97V96H86ZM91 97V96H90ZM140 97V96H139ZM139 97L135 98V99H138V100H141L142 97H145V96H142L140 99ZM199 97H200V94H199ZM217 97V96H216ZM226 97V96H225ZM20 98V97H19ZM27 98V97H26ZM29 98V97H28ZM70 98V96H69ZM75 98V99H76ZM80 98V97H79ZM96 98V97H95ZM149 98V96H148ZM220 98V97H219ZM224 98V97H222ZM228 98V97H227ZM262 98V97H261ZM24 99V97H23ZM41 99V98H40ZM48 99V98H47ZM46 99V101H47ZM52 99V97H51ZM57 99V98H55ZM60 98H58L59 100ZM68 99V98H67ZM131 99V98H130ZM144 99V98H143ZM257 99V98H256ZM15 100V98H14ZM33 100V99H32ZM32 100H30L29 98V101H31L32 103ZM77 100V99H76ZM80 100V99H79ZM84 100V99H83ZM151 100V99H150ZM217 100V98H216ZM228 100V99H227ZM231 100V99H230ZM63 102V100H61ZM100 101V100H99ZM143 101V100H142ZM153 101V99H152ZM219 101V100H218ZM232 101V100H231ZM255 101V100H254ZM6 102V101H5ZM35 101H33L34 103ZM43 102V101H42ZM61 102V103H62ZM83 102V101H82ZM144 102V101H143ZM149 102V101H148ZM157 102H160V101H157ZM156 102V103H157ZM222 102V101H220ZM219 102V103H220ZM258 102V101H257ZM8 103V102H7ZM6 103V104H7ZM25 103V106H23L22 104ZM88 103V102H87ZM91 103V101H90ZM161 103V102H160ZM230 103V102H228ZM246 103V102H245ZM27 104V105H26ZM36 104V103H35ZM82 104V103H81ZM147 104V103H146ZM150 104V102H149ZM148 104V106H149ZM155 104V103H154ZM222 104V103H220ZM260 104V103H258ZM53 105V104H52ZM158 105L160 106V104L158 103ZM164 105V104H163ZM229 105V104H227ZM249 104L247 103V106ZM92 106V105H91ZM156 106V105H155ZM162 106V105H161ZM223 106V105H222ZM252 106V105H251ZM260 106V105H259ZM2 107V106H1ZM8 106L6 105L5 108H7ZM60 107V106H59ZM75 107H79V105H75ZM97 107L98 109V106H95ZM138 107V108H137ZM136 108L137 109H140L139 106H137ZM142 107V106H141ZM151 107H152V104H151ZM169 107V106H168ZM206 107V106H205ZM231 107V106H230ZM233 107V106H232ZM4 108V107H3ZM37 108V107H36ZM58 108V107H57ZM101 108V107H100ZM157 108V107H156ZM163 108V107H162ZM171 108V107H170ZM259 108V107H258ZM257 108V110H258ZM7 109V110H8ZM45 109V108H44ZM43 109V111H44ZM47 109H48V106H47ZM144 109V107H143ZM207 109V107H206ZM209 109V108H208ZM4 110V109H3ZM6 110V109H5ZM4 110V111H5ZM7 110L5 112H7ZM54 110V108H53ZM100 110V109H99ZM102 110V109H101ZM141 110V109H140ZM169 110V109H168ZM231 110V108H230ZM249 110V109H247ZM256 110V111H257ZM143 111V110H142ZM141 111V113H142ZM161 111V110H160ZM159 111V112H160ZM172 111V110H170ZM169 111V112H170ZM176 110H174L175 112ZM255 111V112H256ZM137 112H139L137 110ZM144 112V111H143ZM146 112V111H145ZM158 112V113H159ZM162 112V111H161ZM164 112V111H163ZM183 112V111H182ZM188 113L190 111H187ZM250 112V111H249ZM254 113V111H252ZM128 113V112H127ZM135 113V112H134ZM156 113V112H155ZM154 113V114H155ZM157 113V114H158ZM166 117L167 118V110L166 112ZM248 113V112H246ZM129 114V113H128ZM132 114V113H131ZM130 114V115H131ZM177 114V112H176ZM187 114V113H186ZM44 115V114H43ZM46 115V114H45ZM44 115V116H45ZM66 115V114H65ZM64 115V116H65ZM139 115V114H138ZM144 115V114H143ZM171 115V114H170ZM180 115V113H179ZM251 115V114H250ZM55 116V115H54ZM83 116V115H82ZM135 116V115H134ZM137 116V115H136ZM163 116V115H162ZM178 116V114H177ZM133 117V116H131ZM142 117V116H141ZM138 116V118H141ZM157 117V116H156ZM179 117V116H178ZM259 117V116H258ZM1 118V117H0ZM56 118V117H55ZM135 118V117H134ZM144 118V117H143ZM147 118V117H146ZM160 118V117H159ZM171 118V117H170ZM173 118V117H172ZM171 118V119H172ZM185 118V116H184ZM256 118V117H255ZM3 119V120H4ZM64 119V118H63ZM163 118H161L162 120ZM169 119V118H168ZM181 119V118H180ZM187 119V118H185ZM192 119V118H191ZM194 119V118H193ZM52 120V119H51ZM50 120V121H51ZM59 120V119H58ZM96 120V118H95ZM127 120V119H126ZM142 120V119H141ZM146 120H149V119H146ZM252 120V119H251ZM43 121V120H42ZM49 121V122H50ZM98 121H99V118H98ZM137 121V120H136ZM165 121V120H164ZM179 121V120H178ZM185 121V120H184ZM195 121V119H194ZM2 122V121H1ZM56 123V120L54 121ZM52 122V123H54ZM79 122V121H78ZM88 122V121H87ZM120 122V121H119ZM122 122V121H121ZM134 122V121H133ZM144 122V121H143ZM142 121H140V123H143ZM158 122V121H157ZM163 122V121H162ZM161 122V124H162ZM74 123V122H73ZM125 123V122H124ZM139 123V122H138ZM137 123V124H138ZM146 123V122H145ZM172 123V122H171ZM185 123V122H184ZM183 123V124H184ZM252 123V121L250 122ZM1 124V123H0ZM44 124H48L47 123H44ZM51 124V123H50ZM64 124V123H63ZM84 124V123H83ZM128 124V123H127ZM187 124V123H186ZM185 124V125H186ZM78 125H80L78 123ZM88 125V124H87ZM86 125V126H87ZM139 125V124H138ZM141 125V124H140ZM176 125V123H175ZM188 125V124H187ZM2 126V125H1ZM23 126V125H22ZM51 126V125H50ZM55 126V125H54ZM77 126V125H76ZM81 126H83L81 124ZM115 126V125H114ZM126 126V125H125ZM124 126V128H125ZM131 126V125H129ZM163 126V125H162ZM62 127V126H61ZM67 127V125H66ZM128 127V126H127ZM137 127V125H136ZM150 127V126H149ZM152 127V125H151ZM160 127V125H159ZM167 128V126H165ZM196 127V126H195ZM260 127V126H259ZM43 128V127H42ZM45 128V127H44ZM55 128V127H54ZM86 128V127H85ZM116 128V127H115ZM114 128V129H115ZM123 128V127H122ZM132 128V127H131ZM140 128V127H139ZM170 128V127H168ZM189 128V127H188ZM254 128V127H253ZM257 128V126L255 127ZM49 129V128H48ZM68 129V128H67ZM80 130V127L77 128ZM129 129V128H128ZM133 129V128H132ZM146 129V128H145ZM154 129H155V126H154ZM165 129V128H164ZM259 129V128H258ZM2 130V129H1ZM61 130V129H60ZM88 130V129H87ZM109 130V131H110ZM118 130V129H117ZM131 130V129H130ZM128 130V131H130ZM139 130V129H138ZM141 130V129H140ZM149 130V129H147ZM151 130V128H150ZM157 130V129H156ZM159 130V129H158ZM157 130V131H158ZM174 130V129H173ZM261 130V129H260ZM4 131V130H3ZM2 131V133H3ZM43 131V130H42ZM40 131V132H42ZM71 131V130H70ZM73 131V130H72ZM80 131H83V129H81ZM115 131V130H114ZM121 131V130H119ZM135 130H133L134 132ZM142 131V130H141ZM162 131H164L162 129ZM166 131V130H165ZM164 131V133H165ZM257 131V129H256ZM1 132V131H0ZM24 133V131H22ZM58 132V131H57ZM84 132V131H83ZM123 132V131H121ZM126 132V131H125ZM148 132V131H147ZM152 132V130L150 131ZM154 132V131H153ZM169 132V131H168ZM166 131V133H168ZM245 133V131H243ZM45 133V132H44ZM43 133V134H44ZM87 134V132H84ZM118 133V131L116 132ZM124 133V132H123ZM130 133H132L130 131ZM129 133V135H130ZM163 133V132H162ZM161 133V134H162ZM165 133V134H166ZM255 133V132H254ZM6 135H9L7 133H4ZM21 134V133H20ZM121 134V133H119ZM134 134V133H133ZM155 134V133H153ZM158 134V132H157ZM170 134H173V133H170ZM12 135V138L14 137ZM25 135V134H24ZM63 135V134H62ZM84 135V134H82ZM126 135V133H125ZM136 135V134H134ZM152 135V134H151ZM156 135V134H155ZM4 136V135H3ZM26 136V135H25ZM74 136V135H73ZM86 136V135H85ZM94 136V135H93ZM91 135V137H93ZM94 136V137H96ZM118 136V135H117ZM122 136V135H121ZM149 136V135H147ZM166 136V135H165ZM163 136V138L165 137ZM256 136V135H255ZM257 136H260V135H257ZM256 136V137H257ZM6 137V136H4ZM8 137V136H7ZM24 137V136H23ZM42 137V135H41ZM76 137V136H75ZM78 137V136H77ZM90 137V136H89ZM94 137H93V140H94ZM120 137V136H118ZM126 137V136H125ZM129 137V136H128ZM137 138L139 136H136ZM142 137V136H141ZM154 137V135H153ZM167 137V136H166ZM165 137V139H166ZM171 137V135H170ZM173 137V136H172ZM171 137V138H172ZM177 137V136H176ZM45 138V136H44ZM49 138V137H48ZM53 138V137H52ZM71 138V137H70ZM82 138V137H81ZM135 138V137H134ZM148 137H146L147 139ZM157 138V136H156ZM161 138V139H163ZM250 138V137H249ZM21 139V138H19ZM126 139V138H125ZM124 139V140H125ZM160 139V138H159ZM170 139V138H169ZM5 140V138H4ZM17 140V139H16ZM54 140V139H53ZM77 140V139H76ZM92 140V141H93ZM118 140V139H117ZM123 140V139H120V141ZM143 140V139H142ZM150 140V139H148ZM21 141V140H20ZM58 141V139H57ZM119 141V140H118ZM119 141V142H120ZM153 141V140H151ZM165 141V140H164ZM175 141V140H174ZM173 141V142H174ZM5 142V141H4ZM24 142V141H23ZM26 142V141H25ZM55 142V141H54ZM53 142V143H54ZM85 142V141H83ZM123 142V141H122ZM126 142V141H125ZM127 142H130V141H127ZM126 142V143H127ZM150 142V141H149ZM161 142V140H160ZM160 142H158V144H160ZM167 142V141H166ZM179 142V140H178ZM259 142V141H258ZM20 143V142H19ZM45 143V142H44ZM58 143V142H56ZM60 143V142H59ZM86 143V142H85ZM84 143V144H85ZM90 142L88 141V144ZM93 143V142H92ZM148 143V142H147ZM177 143V141H176ZM236 143V142H234ZM49 145L52 143H48ZM81 144H83L81 142ZM130 144V143H129ZM145 144V143H144ZM158 144L156 145V147L158 146ZM163 144V142H162ZM174 144V143H173ZM178 144V143H177ZM21 145V144H20ZM47 145V144H46ZM60 145V144H58ZM127 145V144H126ZM134 145V144H133ZM161 145V144H160ZM167 145H169L167 143ZM19 146V147H18ZM28 146V145H27ZM79 146V145H78ZM83 146V145H82ZM87 146V145H86ZM85 146V147H86ZM94 146V145H93ZM132 145H130L131 147ZM136 146V144H135ZM134 146V148H136ZM147 146V145H146ZM145 146V148H146ZM154 146V145H153ZM163 146H165L163 144ZM1 147V146H0ZM4 147V146H2ZM17 147H18V150L23 151V153L26 155H23L22 153H20L18 150H17ZM128 147V148H130ZM133 147V146H132ZM131 147L130 149V152L131 151H134V149ZM139 147V146H138ZM152 147V146H151ZM174 147V146H173ZM172 147V149H174ZM182 147V146H181ZM259 148V145L257 146ZM29 148V147H28ZM27 148V150H28ZM83 148V147H82ZM81 148V149H82ZM92 148V147H91ZM89 148V150L91 149ZM94 148V147H93ZM127 148V147H126ZM178 148V147H177ZM183 148V147H182ZM263 148V146H262ZM1 149V148H0ZM5 149V148H4ZM26 149V148H25ZM133 149V150H132ZM137 149V148H136ZM150 149V148H149ZM148 149V150H149ZM155 149V148H154ZM167 149V148H166ZM179 149V148H178ZM85 150V149H84ZM176 152L180 151V150H176V146H175V149H174ZM182 150V149H181ZM62 151V150H61ZM91 151V150H90ZM154 151V150H153ZM259 151V150H258ZM65 152V151H64ZM150 152H152V150H150ZM3 153V152H2ZM27 153H30L32 154L31 150ZM134 153V152H133ZM147 155H150L149 152H146ZM180 153V152H179ZM258 153V152H257ZM255 154L258 156V154ZM60 155V154H59ZM62 155V154H61ZM158 155V154H156ZM3 156V155H2ZM66 156V155H65ZM91 156V155H90ZM89 156V157H90ZM160 156V155H158ZM157 156V157H158ZM190 156V154H189ZM151 157H153V154L151 153ZM226 157V156H225ZM224 157V158H225ZM156 158V157H155ZM190 158V157H189ZM79 159V158H78ZM149 159V157H148ZM151 159V158H150ZM149 159V160H150ZM160 159V158H159ZM191 159V158H190ZM249 159V158H248ZM152 160V159H151ZM158 160V159H156ZM148 162V161H147ZM150 164H151V161H149ZM160 162V161H159ZM164 162V160H163ZM204 162V161H203ZM202 162V164H203ZM153 163V162H152ZM155 163V161H154ZM200 163V162H199ZM209 163V162H208ZM146 164V163H145ZM148 164V163H147ZM161 164H163L161 162ZM205 164V162H204ZM157 165V164H156ZM197 165H199L197 163ZM206 165V164H205ZM204 165V166H205ZM148 166V165H147ZM152 166V165H150ZM157 167V166H156ZM162 167V166H161ZM197 167V166H196ZM201 167V166H199ZM198 167V168H199ZM251 167V166H250ZM153 168V167H152ZM159 166L157 167L156 170H158ZM196 168L195 171L198 169ZM207 168V167H206ZM213 168V167H211ZM237 168V167H236ZM148 169V167H147ZM160 169V168H159ZM245 169V168H244ZM146 170V169H145ZM144 170V172H145ZM208 170V169H207ZM235 170V169H234ZM233 170V171H234ZM238 170V168H237ZM236 170V171H237ZM240 170V168H239ZM249 170V168L247 169ZM148 171V170H147ZM147 171L145 173H147ZM153 171H154V168H153ZM232 171V172H233ZM251 171V169H250ZM254 171V170H253ZM141 172V171H140ZM240 172V171H239ZM249 171H247V174H248ZM143 172H141L142 174ZM155 173V172H154ZM171 173V171H170ZM173 173V172H172ZM242 173V172H241ZM144 174V173H143ZM142 174V175H143ZM149 174V173H148ZM155 174H158V171L157 173ZM238 174V173H237ZM240 174V173H239ZM246 174V173H245ZM251 174V173H250ZM250 174H249V177H250ZM140 175V173L138 174ZM145 175V174H144ZM241 175V174H240ZM243 175V174H242ZM146 176V175H145ZM149 176V175H148ZM170 176V175H169ZM245 176V175H244ZM141 177V175H140ZM143 177V176H142ZM241 177V176H240ZM247 177V176H245ZM257 177V175H255V178ZM145 178L147 177H143V179L145 180ZM252 178V177H251ZM244 179V178H243ZM143 180V181H144ZM153 180V179H152ZM151 179L149 180V183L152 181ZM166 180V179H165ZM168 180L170 181L169 177H168ZM249 180V179H248ZM147 181V180H146ZM172 181V180H171ZM252 181V180H251ZM142 182V180H141ZM145 182V181H144ZM147 183V182H146ZM145 185H148L146 184ZM175 183V182H174ZM164 184V183H163ZM251 184V183H250ZM152 185H153V182H152ZM169 185V184H168ZM166 184V186H168ZM173 185V183H172ZM249 185V184H248ZM160 186V185H159ZM158 186V188H159ZM165 186V184H164ZM162 185V187H164ZM240 187H242V185H239ZM244 186V185H243ZM154 187V186H153ZM144 188V187H143ZM142 188V189H143ZM147 188V186H146ZM150 188V187H148ZM156 188V187H154ZM245 188V187H243ZM263 188V187H262ZM138 189V188H137ZM140 189V190H142ZM151 189H147L148 191L150 190L151 192ZM161 189V188H160ZM166 189V188H165ZM174 189V188H173ZM171 189V190H173ZM176 189V187H175ZM238 189V188H237ZM236 189V190H237ZM240 189V188H239ZM239 189H238V192H239ZM139 190V189H138ZM146 190V191H147ZM153 190H156V189H153ZM168 190V189H167ZM167 190H164L165 193ZM136 191V190H135ZM158 191V190H157ZM178 191V189L176 190ZM244 191V190H242ZM246 191V190H245ZM149 192V193H150ZM160 192V191H159ZM173 192V191H172ZM181 192L182 195H183V192L182 190L178 191V195H180V199L181 200ZM148 193V195H149ZM161 193V192H160ZM163 193V191H162ZM161 193V194H162ZM169 193V192H168ZM171 193V192H170ZM245 193V192H244ZM153 194H154V191H153ZM164 194V193H163ZM172 194V193H171ZM238 193H236L237 195ZM136 195V194H134ZM143 195V194H141ZM234 194H232L233 196ZM235 195V196H236ZM239 195V194H238ZM243 195V194H241ZM157 196V195H156ZM168 196V195H167ZM171 195H169L170 197ZM179 197V196H178ZM183 197V196H182ZM241 198V196H239ZM260 197H261V202L263 203V200H264V188L261 189L260 191ZM171 198V197H170ZM168 198V199H170ZM243 198V196H242ZM259 198V197H258ZM244 199V198H243ZM242 199V201H243ZM255 198H246L245 200H253ZM171 200V199H170ZM178 200V201H179ZM237 200V199H236ZM239 200V199H238ZM167 201V200H166ZM172 201V203H173ZM235 201V200H234ZM241 201V200H240ZM239 201V202H240ZM168 202V201H167ZM245 202V201H243ZM235 203V202H234ZM236 203H238L236 201ZM242 203V202H241ZM240 203V204H241ZM129 204V205H128ZM160 204V203H159ZM169 204V203H168ZM248 204V202H247ZM258 204V203H257ZM260 206H261V203H259ZM264 204V203H263ZM262 204V205H263ZM156 205V204H155ZM162 206V204H160ZM169 206V205H168ZM180 206V205H179ZM154 207V205L152 206ZM129 208V207H128ZM156 208V207H155ZM157 208H158V204H157ZM163 208H164V205H163ZM181 208H182V204H181ZM260 208V207H259ZM258 208V209H259ZM263 208V207H262ZM160 208L155 209L159 212H161L159 210ZM166 209H168L166 207ZM244 210L246 209L243 208ZM151 209H149V212H150ZM153 210V211H155ZM170 210H173V209H170ZM262 210V209H261ZM155 211V213L157 212ZM166 211V210H165ZM246 211V210H245ZM152 212V211H151ZM150 212V213H151ZM170 212H173V211H170ZM158 214V212H157ZM163 214V213H162ZM170 214V213H169ZM185 214V213H184ZM207 214V213H206ZM243 214V213H242ZM257 214V213H256ZM255 214V215H256ZM260 214V213H258ZM262 214H264V211L262 212ZM148 215V214H147ZM153 215V214H152ZM151 214L150 216L153 217ZM160 215V213H159ZM159 215L157 217L156 220H158L159 218ZM171 215V214H170ZM170 215H167V216H170ZM208 215V214H207ZM165 216V215H164ZM247 216V215H246ZM244 216L245 218H249ZM147 217V216H146ZM173 217V216H172ZM170 217V218H172ZM210 217V216H209ZM240 217H243L242 215ZM161 218H164L161 216ZM207 218V217H206ZM213 218V217H212ZM254 217H252L253 219ZM153 221L155 218H152ZM160 219V218H159ZM244 219V218H243ZM150 220V219H149ZM162 220V219H161ZM160 222L162 223L163 220ZM212 220V219H211ZM245 220V219H244ZM142 221H145L147 222V219L145 220H142ZM141 221V222H142ZM144 222V223H145ZM150 222V221H149ZM148 222V224H149ZM154 222H157V221H154ZM153 222V223H154ZM171 222H173L171 220ZM216 222V221H215ZM236 222H243V220H236ZM246 222V221H245ZM143 223V224H144ZM239 223H237L239 225ZM252 223V222H251ZM136 225V228L134 227V225ZM152 224V221L151 223ZM156 224V223H154ZM163 224V223H162ZM162 224H160L161 227ZM187 225V224H186ZM253 225V224H252ZM138 226V227H137ZM156 226V225H155ZM154 226V227H155ZM165 226V225H164ZM167 226V225H166ZM188 226V225H187ZM186 226V227H187ZM241 226V224H240ZM190 227V225H189ZM261 227V226H260ZM156 228V227H155ZM165 228V227H164ZM193 228V227H192ZM151 229V228H150ZM194 229V228H193ZM144 230V231H145ZM144 231H141V232H144ZM149 231V229H148ZM147 231V232H148ZM190 231V230H189ZM219 231V230H218ZM217 231V232H218ZM260 233H263L264 234V228L263 230H261ZM178 259V258H177ZM185 259V258H184ZM180 260V259H178ZM177 260V262H178ZM181 262V261H180Z\"/></svg>",
    "mask_w": 264,
    "mask_h": 264
}]
</instances>
